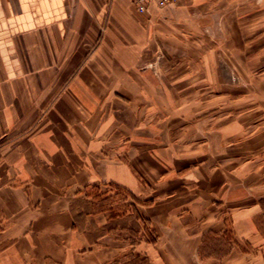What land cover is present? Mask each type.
I'll list each match as a JSON object with an SVG mask.
<instances>
[{
    "label": "crops",
    "instance_id": "0c3cea01",
    "mask_svg": "<svg viewBox=\"0 0 264 264\" xmlns=\"http://www.w3.org/2000/svg\"><path fill=\"white\" fill-rule=\"evenodd\" d=\"M193 5L0 0V264H264V102L209 118L170 101L157 132L166 108L145 97L193 89L141 70L130 14ZM243 27L256 62L264 37Z\"/></svg>",
    "mask_w": 264,
    "mask_h": 264
},
{
    "label": "rangeland",
    "instance_id": "374dc122",
    "mask_svg": "<svg viewBox=\"0 0 264 264\" xmlns=\"http://www.w3.org/2000/svg\"><path fill=\"white\" fill-rule=\"evenodd\" d=\"M248 3L255 6L251 13ZM193 7L192 12L162 13L152 20H146L147 24L140 23L131 14L129 17L132 27L129 37L143 39L148 42L146 48H150L149 52L145 50L149 55L146 54L148 56L142 62L144 66H140L141 70L150 68L162 85H189L193 89L191 92L145 94V97L150 100L155 98L166 108L163 110L166 114L160 116L157 132H169L171 119L167 113L170 101H175L178 107L191 103L194 116L209 118H215L220 113L218 110L221 108H215L218 104L224 105L225 112H232L233 97L240 98L242 106L249 102V95L257 102H264V79L260 75L264 72V41L259 39L256 45L257 61H249L247 54H244L248 50L244 43L248 34L243 27L249 22L254 23L256 36L264 37V0H194ZM104 34L102 29L101 35ZM150 38L152 42L154 39L159 42L160 48L149 46ZM201 68L206 69L205 72ZM203 84L208 86L206 90H201ZM206 99L209 105L203 106L202 102ZM201 105L210 109L202 114ZM230 112L220 115L224 117ZM129 128L131 138L133 127ZM145 128L152 131L149 126ZM11 135L14 134L2 137L0 144ZM125 197L124 192L116 194L120 202ZM121 209L126 210L125 206Z\"/></svg>",
    "mask_w": 264,
    "mask_h": 264
},
{
    "label": "built area",
    "instance_id": "2783aa9c",
    "mask_svg": "<svg viewBox=\"0 0 264 264\" xmlns=\"http://www.w3.org/2000/svg\"><path fill=\"white\" fill-rule=\"evenodd\" d=\"M137 8V11L144 15L151 14L153 7L163 9L170 5L174 0H129Z\"/></svg>",
    "mask_w": 264,
    "mask_h": 264
},
{
    "label": "trees",
    "instance_id": "16d2710c",
    "mask_svg": "<svg viewBox=\"0 0 264 264\" xmlns=\"http://www.w3.org/2000/svg\"><path fill=\"white\" fill-rule=\"evenodd\" d=\"M142 262H143V264H147V261L146 260H143Z\"/></svg>",
    "mask_w": 264,
    "mask_h": 264
}]
</instances>
